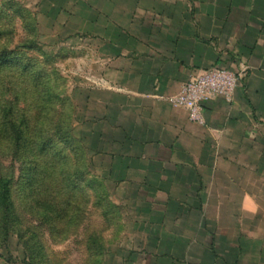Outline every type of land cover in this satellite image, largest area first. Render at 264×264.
Segmentation results:
<instances>
[{
    "label": "crops",
    "instance_id": "crops-1",
    "mask_svg": "<svg viewBox=\"0 0 264 264\" xmlns=\"http://www.w3.org/2000/svg\"><path fill=\"white\" fill-rule=\"evenodd\" d=\"M57 9L102 62L107 126L93 133L105 136L96 152L114 160L110 178L138 191L156 232L168 214L195 234H160L153 245L164 253L147 262L237 263L242 238L230 243L229 227L205 216L241 214L264 192V0H59ZM212 68L242 78L230 101L208 99L192 123L169 99Z\"/></svg>",
    "mask_w": 264,
    "mask_h": 264
},
{
    "label": "rangeland",
    "instance_id": "rangeland-1",
    "mask_svg": "<svg viewBox=\"0 0 264 264\" xmlns=\"http://www.w3.org/2000/svg\"><path fill=\"white\" fill-rule=\"evenodd\" d=\"M58 3L0 0V179L13 209L0 264H149L165 250L155 237L195 234L168 214L156 232L138 191L110 178L114 160L89 135L107 126L102 62ZM244 206L205 217L229 227L230 243L242 238L235 264H264V192Z\"/></svg>",
    "mask_w": 264,
    "mask_h": 264
},
{
    "label": "built area",
    "instance_id": "built-area-1",
    "mask_svg": "<svg viewBox=\"0 0 264 264\" xmlns=\"http://www.w3.org/2000/svg\"><path fill=\"white\" fill-rule=\"evenodd\" d=\"M241 78L242 72L225 68L202 71L187 80L169 102L172 107L185 110L190 122L200 124L204 103L210 98L230 101Z\"/></svg>",
    "mask_w": 264,
    "mask_h": 264
},
{
    "label": "trees",
    "instance_id": "trees-1",
    "mask_svg": "<svg viewBox=\"0 0 264 264\" xmlns=\"http://www.w3.org/2000/svg\"><path fill=\"white\" fill-rule=\"evenodd\" d=\"M89 135L93 139L94 133L93 132L89 133ZM104 137H105L104 134H98L96 136V139H97L96 151L98 150L97 152H99V153L102 151V149H104V147L102 146V140H101V138H104ZM17 140H18V138L15 139V141H17ZM12 211H13V209L11 206V201H10V196H9L8 181L4 180V179H0V215H1V219H2L1 220L2 225L0 227V230H1V235L3 236V241H5V237H6V234L8 231L7 225H6V218L11 216Z\"/></svg>",
    "mask_w": 264,
    "mask_h": 264
}]
</instances>
